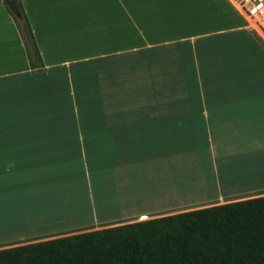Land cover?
Segmentation results:
<instances>
[{
	"label": "crops",
	"instance_id": "1",
	"mask_svg": "<svg viewBox=\"0 0 264 264\" xmlns=\"http://www.w3.org/2000/svg\"><path fill=\"white\" fill-rule=\"evenodd\" d=\"M0 0V249L264 196V31L238 0Z\"/></svg>",
	"mask_w": 264,
	"mask_h": 264
},
{
	"label": "trees",
	"instance_id": "2",
	"mask_svg": "<svg viewBox=\"0 0 264 264\" xmlns=\"http://www.w3.org/2000/svg\"><path fill=\"white\" fill-rule=\"evenodd\" d=\"M2 1L41 73L19 1ZM0 264H264V196L0 249Z\"/></svg>",
	"mask_w": 264,
	"mask_h": 264
},
{
	"label": "built area",
	"instance_id": "3",
	"mask_svg": "<svg viewBox=\"0 0 264 264\" xmlns=\"http://www.w3.org/2000/svg\"><path fill=\"white\" fill-rule=\"evenodd\" d=\"M237 6L247 20L264 31V0H238Z\"/></svg>",
	"mask_w": 264,
	"mask_h": 264
},
{
	"label": "water",
	"instance_id": "4",
	"mask_svg": "<svg viewBox=\"0 0 264 264\" xmlns=\"http://www.w3.org/2000/svg\"><path fill=\"white\" fill-rule=\"evenodd\" d=\"M7 6L12 13L16 12V5L14 1H8Z\"/></svg>",
	"mask_w": 264,
	"mask_h": 264
}]
</instances>
